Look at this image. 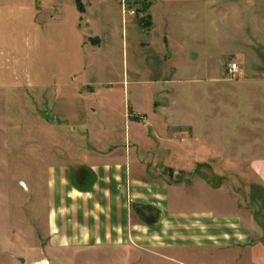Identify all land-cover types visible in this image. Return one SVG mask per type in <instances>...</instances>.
I'll list each match as a JSON object with an SVG mask.
<instances>
[{
	"label": "rangeland",
	"instance_id": "rangeland-1",
	"mask_svg": "<svg viewBox=\"0 0 264 264\" xmlns=\"http://www.w3.org/2000/svg\"><path fill=\"white\" fill-rule=\"evenodd\" d=\"M80 2L0 0V264H260L264 0ZM125 92L151 115L130 127L152 154L141 200L178 188L185 211L242 213L259 232L252 246L234 236L238 216H167L156 228L130 216L100 243L53 233L47 182L63 153L127 147L106 140L116 127L111 141L124 140ZM207 235L223 245L204 246Z\"/></svg>",
	"mask_w": 264,
	"mask_h": 264
},
{
	"label": "crops",
	"instance_id": "crops-1",
	"mask_svg": "<svg viewBox=\"0 0 264 264\" xmlns=\"http://www.w3.org/2000/svg\"><path fill=\"white\" fill-rule=\"evenodd\" d=\"M154 27L155 24L152 28ZM164 94L166 97L169 96L168 92H164ZM127 98L128 101H126ZM137 105L136 101H131L129 92H125L121 113V120L126 126L124 140L117 138L111 141L120 133L117 127L115 132L109 130L111 138L106 139L110 145L118 144V141L122 144L127 142V147L90 149L80 154L63 153L61 155L65 160H59L58 164L60 165L56 167L61 171L58 170L47 182V193L51 195L54 206L47 211L46 216H48L49 224L54 230L53 233L59 239L71 236L76 241L82 242L95 239V243H100L102 240L108 241L116 236L118 239L119 234H123L124 230L129 229L130 216H138L135 206L143 204L156 207L162 216L161 221L156 225L145 224L139 219L147 227L156 228L160 226L167 219V216H213L214 219L223 216H238L239 226L235 228L237 234H234L238 242L248 246L254 239L257 240L259 237L257 227L243 228L242 213H234V215H232L233 213L229 215L224 213L217 216L213 211H185L175 206L171 197L178 188L167 190L166 198L164 197L166 201L164 202V199L155 202L141 200V190L148 188L147 182L152 181L142 177V173L148 169L146 164L148 162L143 158L151 152L141 149L140 143L145 140L144 135L142 133L139 135L135 131L132 133L130 127L132 128L136 122H142L143 116L151 119V115L143 110L142 104L141 110ZM165 108L167 107L163 105L158 108L154 106L152 111L154 115L164 114ZM130 109H132V113H130ZM168 123L171 122L168 120ZM93 137L91 139L94 141L100 139ZM132 139L139 145L138 147H128ZM48 156L49 152H44L43 157ZM46 166L50 169L49 159L46 160ZM172 173L173 170H170V175ZM178 182H182V180ZM218 187L219 185L214 188ZM158 193L156 196L162 198V194ZM252 216L259 215L257 212H253ZM10 217L8 216L11 222ZM9 225L11 226L12 222ZM223 235L226 236V234ZM260 236L264 237V230ZM207 238L211 241H208L204 246L223 245V241L215 239L217 238L215 235H207ZM255 264L257 263L255 262ZM260 264H264V258H261Z\"/></svg>",
	"mask_w": 264,
	"mask_h": 264
},
{
	"label": "water",
	"instance_id": "water-1",
	"mask_svg": "<svg viewBox=\"0 0 264 264\" xmlns=\"http://www.w3.org/2000/svg\"><path fill=\"white\" fill-rule=\"evenodd\" d=\"M135 208L139 219L145 224L156 225L162 219L161 212L154 206L137 204Z\"/></svg>",
	"mask_w": 264,
	"mask_h": 264
},
{
	"label": "built area",
	"instance_id": "built-area-1",
	"mask_svg": "<svg viewBox=\"0 0 264 264\" xmlns=\"http://www.w3.org/2000/svg\"><path fill=\"white\" fill-rule=\"evenodd\" d=\"M238 71H239L238 64H236V63L231 64V66L229 68V73L232 75H235Z\"/></svg>",
	"mask_w": 264,
	"mask_h": 264
},
{
	"label": "trees",
	"instance_id": "trees-1",
	"mask_svg": "<svg viewBox=\"0 0 264 264\" xmlns=\"http://www.w3.org/2000/svg\"><path fill=\"white\" fill-rule=\"evenodd\" d=\"M77 4H79L80 5V7H81V10H84V8H83V6H82V3L80 2V0H77ZM150 19H151V16L149 17V20L148 21H150ZM151 25V22H147V20H146V22H144V20L142 21V25L145 27V26H148V25ZM218 186V185H217Z\"/></svg>",
	"mask_w": 264,
	"mask_h": 264
}]
</instances>
